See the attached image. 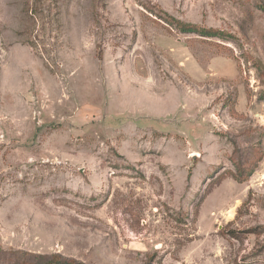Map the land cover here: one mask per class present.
Wrapping results in <instances>:
<instances>
[{
    "label": "rangeland",
    "instance_id": "obj_1",
    "mask_svg": "<svg viewBox=\"0 0 264 264\" xmlns=\"http://www.w3.org/2000/svg\"><path fill=\"white\" fill-rule=\"evenodd\" d=\"M261 6L0 0V264H264Z\"/></svg>",
    "mask_w": 264,
    "mask_h": 264
},
{
    "label": "trees",
    "instance_id": "obj_2",
    "mask_svg": "<svg viewBox=\"0 0 264 264\" xmlns=\"http://www.w3.org/2000/svg\"><path fill=\"white\" fill-rule=\"evenodd\" d=\"M262 7V6H261ZM263 8V7H262ZM264 9V8H263ZM177 24L178 30L184 34H196L205 38H220L221 34L212 30H201L194 26L185 24L179 20H174ZM236 239L235 235L231 236ZM14 264H84L73 259H64L61 256L54 254L51 256L45 255H33L32 259L26 262L14 263Z\"/></svg>",
    "mask_w": 264,
    "mask_h": 264
},
{
    "label": "water",
    "instance_id": "obj_3",
    "mask_svg": "<svg viewBox=\"0 0 264 264\" xmlns=\"http://www.w3.org/2000/svg\"><path fill=\"white\" fill-rule=\"evenodd\" d=\"M258 65L260 66V68H261L262 70H264V66H263L260 62H258Z\"/></svg>",
    "mask_w": 264,
    "mask_h": 264
}]
</instances>
